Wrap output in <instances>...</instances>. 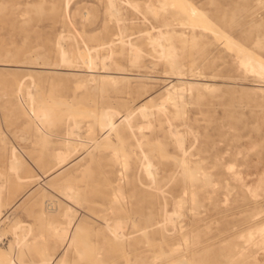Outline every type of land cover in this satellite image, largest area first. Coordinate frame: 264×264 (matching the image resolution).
Wrapping results in <instances>:
<instances>
[{
  "label": "rangeland",
  "instance_id": "rangeland-1",
  "mask_svg": "<svg viewBox=\"0 0 264 264\" xmlns=\"http://www.w3.org/2000/svg\"><path fill=\"white\" fill-rule=\"evenodd\" d=\"M107 1L0 0V264H254L238 251L264 220V75L240 57L264 62V0ZM117 22L140 53L100 61ZM159 27L184 32L174 65L147 43ZM107 112L130 118L107 133Z\"/></svg>",
  "mask_w": 264,
  "mask_h": 264
},
{
  "label": "bare ground",
  "instance_id": "bare-ground-1",
  "mask_svg": "<svg viewBox=\"0 0 264 264\" xmlns=\"http://www.w3.org/2000/svg\"><path fill=\"white\" fill-rule=\"evenodd\" d=\"M108 2V10L111 12V14L113 13V14H117V13H119L120 12V10H121V8H122V4H128L129 5V3L131 2L130 0H120V3H118V5L116 4V0H108L107 1ZM183 2V1H182ZM159 5L158 6H154V5H148V9H150L151 10V12L152 13H154V14H158V12H159V10H161V9H163V8H165V5H166V3H165V1H159V2H157ZM131 5V4H130ZM129 5V6H130ZM144 5H146V4H144ZM147 8V7H146ZM187 8H189L188 6H187ZM52 9V8H51ZM50 9V10H51ZM184 9H186V8H184ZM183 9V10H184ZM188 10V9H187ZM187 10H185V12L187 13ZM188 11H190V13L191 14H193V16H195V13H198L197 12V9H195L194 7H192V6H190V10H188ZM110 12H109V14H110ZM176 12V11H175ZM179 13V12H178ZM182 13V12H181ZM180 13V14H181ZM200 13V12H199ZM198 13V14H199ZM108 14V15H109ZM110 14V15H111ZM112 14V15H113ZM175 14V13H174ZM142 16V15H141ZM155 16V15H154ZM174 16V15H173ZM177 16V15H176ZM173 18H175V16L173 17ZM204 18V17H203ZM119 20V19H118ZM117 20V21H118ZM179 20V19H178ZM181 20V19H180ZM175 21H176V18H175ZM178 23H180L179 21H177ZM185 24V23H187L185 20L182 22L181 21V24ZM169 24V23H168ZM167 24V22L166 23H164L163 25H168ZM171 25V24H170ZM156 26H152L151 27V29L152 28H155ZM165 27H167V26H165ZM214 29V28H213ZM130 30V29H129ZM156 31H157V33L155 34V35H153V34H150L148 31L147 32H145V35H147V43H149V44H151V45H160V46H162V41L164 40H166V41H168L169 42V45H167V46H165V47H167V49H165V51H164V49H163V47L164 46H162V50H161V48H160V50H161V57H163L164 59H167V60H165V62L167 61V62H169V64L171 63L172 65H174V64H176V62L177 61H175V59H176V56H177V52H176V50H175V48H174V46H173V37L177 34L178 36H181L180 34H184V32L183 31H180V32H177L176 30H167V29H163V28H161V27H159V28H157L156 29ZM214 32V31H213ZM220 32V31H219ZM147 33V34H146ZM223 34V33H222ZM114 35H115V37L114 38H112V39H110V40H108V41H106V42H104V44L109 48V50H108V54L106 55V56H102V57H100V61L102 60L103 61V59H105L106 60V58H110L113 54H115V50L113 49V47L116 45V44H119V51H121V52H123V50H127L128 52H130L131 53V55H133L134 57H136L137 56V54L138 53H140L139 51H140V49H139V46H138V44H136L135 43V41H133V39H132V36H131V34H129V33H127L126 32V28H125V26L123 25V24H121L120 22H117V32L116 33H114ZM190 35V34H189ZM178 36H176V37H178ZM193 36V35H192ZM73 37V36H72ZM183 37H185V36H183ZM138 38V37H137ZM193 38H194V36H193ZM57 40H59V39H57ZM59 42V41H58ZM182 42H184V41H182ZM189 42H191L190 40H189ZM62 43H63V41H62ZM61 43V44H62ZM75 43V42H74ZM178 43V42H177ZM192 43H194V42H192ZM191 43V44H192ZM60 44V43H59ZM84 44V43H83ZM207 44H209V43H207ZM85 45V44H84ZM60 46V48H61V45H59ZM179 46H181V43H179ZM192 46H194V44H192ZM153 47V46H152ZM64 48V47H63ZM154 48V47H153ZM64 50V49H63ZM152 51V50H151ZM88 52V51H87ZM159 52V51H158ZM62 53V54H61ZM155 53V52H154ZM60 54H61V57H62V59H63V61L64 60H69L68 58H66V54H65V51H62L61 50V52H60ZM151 54V53H150ZM153 54V53H152ZM255 54V53H254ZM88 55V54H87ZM95 55V54H94ZM157 55V54H156ZM209 55V54H208ZM160 56V55H159ZM151 57V56H150ZM102 58V59H101ZM153 58V57H152ZM95 59V58H94ZM93 59V60H94ZM132 59V58H131ZM240 59L243 61H247L248 60V63L247 62H244V63H247L248 65H250L251 67L250 68H247V69H245L246 71L247 70H250V71H253V70H258L257 72L258 73H260V74H262L263 73V75H264V62H262V61H260L259 59H257L256 58V56L255 57H253V54H249V53H244L241 57H240ZM61 60V59H60ZM133 60L135 61L136 59H134L133 58ZM132 60V63H134V61ZM62 61V60H61ZM158 61V60H157ZM201 61V60H200ZM66 62V61H65ZM64 62V63H65ZM68 62V61H67ZM128 62V61H127ZM252 62V63H251ZM256 62V63H255ZM129 63H130V61H129ZM131 63V64H132ZM201 63V62H200ZM94 64V63H93ZM96 65V64H95ZM179 65H181V64H179ZM21 66V65H20ZM106 66V65H105ZM169 66V65H168ZM182 66V65H181ZM6 67V66H5ZM171 67H173V66H171ZM177 67V66H176ZM38 68V67H37ZM25 69V68H24ZM60 70V69H59ZM244 70V71H245ZM75 71H77V70H75ZM90 71V70H89ZM249 71V72H250ZM97 72V71H96ZM115 73V72H114ZM116 74V73H115ZM130 74V73H129ZM178 75V74H177ZM130 76V75H129ZM133 76V75H132ZM151 76V75H150ZM173 76V75H172ZM153 77H155V76H153ZM101 78L103 79V82H105L106 80L108 81H110V80H114L115 79V76H113V75H111V74H109V73H107V74H105V73H103L102 75H101ZM179 78H181L180 76H179ZM190 78V77H189ZM180 80H182V78L180 79ZM194 80V79H193ZM192 80V81H193ZM196 82H197V80H196ZM190 84V87H191V85L192 84H194V82L193 83H189ZM257 84V83H256ZM169 85V84H168ZM196 86V85H195ZM204 87H210V85L209 84H204L203 85ZM189 87V88H190ZM219 87V86H218ZM184 87H177V86H174L173 84H171L169 87H167L165 90H166V96H165V98H167V100H174L175 99V97L176 96H178L181 92V90L183 89ZM215 89H216V87H214ZM250 89H251V87H250ZM260 89V88H259ZM185 90V89H184ZM211 91V90H210ZM178 99V98H177ZM180 99V98H179ZM175 101V100H174ZM182 101V100H181ZM162 103H164V102H162ZM161 106V105H160ZM139 107V106H138ZM144 107H145V105H140V107L139 108H137L138 109V111H140V110H142V109H144ZM174 107V106H173ZM165 108V107H164ZM175 108V107H174ZM161 109H162V107H161ZM160 109V110H161ZM159 110V111H160ZM163 110V109H162ZM132 112H134L133 110H132ZM117 113H110V112H107V113H102V116H101V122H100V125L102 126V129L104 128L105 130H107L108 132L107 133H109V132H111L113 129H115L116 128V126H118V123L120 122V121H124V122H126L129 118H130V116H129V114H127V115H124L123 117H122V119L118 122V121H116V120H114V116L116 115ZM131 114V113H130ZM145 114L146 113H144L143 114V116H145ZM118 115V114H117ZM133 115V114H132ZM165 117V116H164ZM166 120V119H165ZM165 120H164V122H165ZM158 122V121H157ZM148 124V126L150 127V124L149 123H147ZM161 124V123H160ZM168 124V123H167ZM142 124L140 123V125L139 126H137L138 127V129H141V128H143L144 129V127L146 126L147 127V125H145V124H143V125H145V126H141ZM173 125V124H172ZM171 126V125H170ZM158 127V126H157ZM172 127V126H171ZM170 127V128H171ZM148 128V127H147ZM153 128V127H152ZM172 130H174V129H172ZM176 131V130H175ZM173 132V131H172ZM179 133V132H178ZM173 135H174V133H172ZM180 134V133H179ZM177 135V133L175 132V136ZM181 135V134H180ZM175 136H173V138L175 137ZM178 138V137H177ZM179 138H180V136H179ZM69 139V138H68ZM88 142V141H87ZM178 143L181 145V143H182V141L181 140H179L178 141ZM153 146V145H152ZM154 146H155V144H154ZM156 147V146H155ZM141 149V148H140ZM150 150H152V149H150ZM142 152V151H141ZM147 153H150V152H148V151H146ZM69 153H70V151H68V152H64V153H62V155L61 156H59V158H58V161L59 162H63V161H65L66 159H67V157H68V155H69ZM166 152H164V154H165ZM186 153V152H185ZM143 154V153H142ZM167 156H168V154H166ZM188 155V154H187ZM143 158H145V156H146V154L144 155L143 154ZM150 157H151V155H150ZM171 157H174V156H171ZM10 160H11V166H10V168L12 167V168H14L13 169V171L16 169L15 167H16V164L17 163H19V157L17 156V153L14 151V150H12L11 151V153H10ZM146 159V158H145ZM180 163V162H179ZM123 165L122 166H124V163H122ZM142 165H144V169H145V172L146 173H148V174H151L152 172H151V170H152V168H150V161H146L145 160V162H143V164ZM63 166V165H62ZM61 166V167H62ZM212 166H214V164L212 165ZM230 166V165H229ZM198 167H199V165H198ZM231 168V167H230ZM61 169V168H60ZM199 169V168H198ZM195 170V169H194ZM196 170H197V168H196ZM198 171V170H197ZM121 172V171H120ZM196 172V171H195ZM195 172H194V174H195ZM204 171L203 170H201V173H203ZM198 173V172H197ZM196 173V174H197ZM145 174V173H144ZM195 174V175H196ZM189 175V174H188ZM194 175V176H195ZM204 175V174H203ZM152 176V175H151ZM206 176V175H205ZM204 176V177H205ZM17 177V176H16ZM183 177H184V175H183ZM192 177V176H191ZM194 178V177H193ZM202 179H203V177H202ZM183 180V179H182ZM181 180V181H182ZM194 180H195V178H194ZM193 180V181H194ZM204 180V179H203ZM202 180V181H203ZM151 181H152V179H151ZM184 181V180H183ZM192 181V180H191ZM205 181V180H204ZM207 183V182H206ZM209 183V182H208ZM182 185H183V183H182ZM206 185V184H205ZM149 186V185H148ZM204 186V185H203ZM200 188V187H199ZM191 190V189H190ZM194 191V190H193ZM191 193H193L192 195H191V198H192V196H194V192H191ZM190 193V194H191ZM180 197V196H179ZM124 199V198H123ZM177 200V199H176ZM207 200V199H206ZM178 201H180L179 200V198H178ZM183 201V200H182ZM179 204V203H178ZM196 206V205H195ZM52 207V206H51ZM180 207V206H179ZM50 209V208H49ZM52 209V208H51ZM54 209V208H53ZM166 212V211H165ZM176 214V213H175ZM175 214H174V216H175ZM167 215V214H166ZM169 215H170V212H169ZM5 216V215H4ZM3 216V217H4ZM172 217V215L169 217V218H171ZM66 223L64 224V226H62V227H60L59 228V230H57V234H58V236H60V238L61 239H67V241H69V244L71 243V241H72V237H73V233H74V231H75V229L77 228V227H75L74 226V231L72 232V234H71V231H70V226H72L74 223H73V221H72V217H70L69 215H66ZM170 220H172V218L170 219ZM169 220V221H170ZM3 221V220H2ZM1 221V222H2ZM162 221H163V219H162ZM167 221V220H166ZM171 222V221H170ZM174 222V221H173ZM163 223V222H162ZM178 224H180V222L178 223ZM70 228V229H69ZM72 228H73V226H72ZM139 232H140V230H139ZM143 232V231H142ZM240 236L243 238V242H242V244H240V250L238 251V253L239 254H243L244 252H245V250L247 249V250H250V254H251V258H252V260L254 261V264H259L258 263V261H257V258H256V251H257V249H260V250H264V220L263 221H261L260 223H258V224H256L255 226H253V227H249V228H247L246 229V231L245 232H243V233H240ZM184 238V237H183ZM182 238V239H183ZM186 238V237H185ZM187 240V239H186ZM185 242V241H184ZM67 245V244H66ZM65 246V245H64ZM179 246H180V244H179ZM169 247V246H168ZM174 247V246H173ZM170 248V247H169ZM177 249H179V248H177ZM180 250V249H179ZM244 255V254H243ZM158 256V255H157ZM154 258V257H153ZM239 258V257H238ZM251 260V261H252ZM176 261H178V260H176ZM181 262V261H180ZM179 262V263H180ZM220 263V262H219ZM173 264H177V263H173ZM252 264H253V262H252Z\"/></svg>",
  "mask_w": 264,
  "mask_h": 264
}]
</instances>
